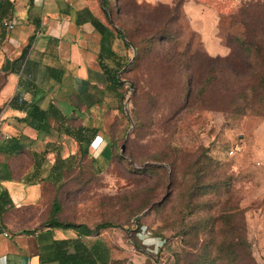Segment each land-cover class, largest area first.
<instances>
[{"label": "rangeland", "instance_id": "rangeland-1", "mask_svg": "<svg viewBox=\"0 0 264 264\" xmlns=\"http://www.w3.org/2000/svg\"><path fill=\"white\" fill-rule=\"evenodd\" d=\"M106 3L112 27L136 41L147 37L140 22L171 20V35L164 41L158 35L156 46L140 43L150 48L140 60L125 39L117 40L121 62H131L121 74L123 99L98 86L82 101L72 97L77 112L67 106V125L98 130L89 155L79 157L63 132L47 138L43 176L57 156L77 153L74 168L61 183H45L50 198L9 217L44 222L58 199L62 222L113 226L93 236L108 244L112 264H264V100L241 112V86L224 71L229 38H244L243 20L264 26L263 8L247 13L264 0L212 1L210 37L191 21L184 0ZM208 76L215 81L207 84ZM11 162L20 163V178L31 169V154Z\"/></svg>", "mask_w": 264, "mask_h": 264}, {"label": "crops", "instance_id": "crops-1", "mask_svg": "<svg viewBox=\"0 0 264 264\" xmlns=\"http://www.w3.org/2000/svg\"><path fill=\"white\" fill-rule=\"evenodd\" d=\"M7 1L11 8L3 17L0 13V120L2 135H8L10 139H1L0 146L17 139L23 149L16 156L0 152V192L5 190L12 202L0 214V261L2 264H58L52 262L49 253L53 242L73 243L91 238L94 243L101 239L83 238L73 230L46 228L44 224L48 220L27 221L9 217L10 213L33 208L50 198L51 194H44L43 187L48 181L53 183L50 176L57 160L48 175L43 176L52 143L47 138L63 132L53 118L49 133L35 130L22 121L27 113L11 108L10 103L18 94L28 102H40L41 109L50 110L55 118L51 108L54 105L68 120L71 111L77 112L76 105L71 103L72 97H80L82 101L86 92L92 95L94 87L107 86L106 76L99 65L102 34L98 24L108 28L112 38L116 32L109 24L102 0ZM136 1L152 6H172L176 0ZM212 1L215 0H184L183 3L191 21L198 24L197 29L208 36L217 19V12L209 5ZM6 24L13 25V28ZM117 40L113 45L115 52ZM67 106L72 110L67 111ZM71 140L73 150L75 148L79 155L78 143ZM38 147H42L41 152L37 151ZM26 153L31 154V169L24 170L19 178L21 165L19 162L15 165L11 160ZM77 153L70 157L76 156L77 160ZM56 158L60 159L59 156ZM5 232H9L12 238H5L2 235ZM110 259L112 263L111 250Z\"/></svg>", "mask_w": 264, "mask_h": 264}, {"label": "trees", "instance_id": "trees-1", "mask_svg": "<svg viewBox=\"0 0 264 264\" xmlns=\"http://www.w3.org/2000/svg\"><path fill=\"white\" fill-rule=\"evenodd\" d=\"M102 2L109 24L111 26L115 25V22L110 16L106 0H102ZM10 6L11 4L7 0H0V13L2 17L7 14L8 10L11 8ZM247 8V13L252 11L254 13L257 8H263L264 11V4H249ZM249 15L250 14H248V16ZM243 21L245 23L244 38H237L236 40L229 38V40L231 39L229 47L232 48V54L226 59L229 63L228 69L224 70L227 76V81H230L232 78L239 87L241 86V88H239L241 92L239 93L237 91L236 93L237 99L239 97L242 100L241 105H244L241 112L246 110L255 111L252 109L255 107L254 104H256L257 101L261 103V101L264 100L261 98L262 94L260 93H264V26L258 25L262 29L261 35L258 32V26H255L254 23L248 20ZM98 25L102 34L99 65L107 79L106 88L112 90L118 97L123 99L120 89L126 81L122 80L121 74L123 68L128 66L129 63H122V57L113 50L115 39H125L128 46H132L136 49L137 56L140 60L145 58L146 53L150 51V48L148 50L146 46L150 47L152 45H157L159 42V40H157L158 35L161 37L160 41L165 40L162 37H169V35H171L172 22L171 20H166L160 25H152L149 22H140L139 28L143 30V33L147 34V37H141V40L137 41L135 38H132L131 35L129 37L128 32L126 33L122 28H114L116 35L112 38V34L109 32L108 28L101 23ZM143 42L146 45L145 48L140 46V43ZM26 54L27 50L24 52L21 59L25 60ZM109 63H113L114 66L112 67ZM207 78V84H211L215 81V78L212 76H208ZM130 87L133 88L132 85H130ZM86 96L91 97L88 92L85 93V97ZM233 104L237 105L236 100H234ZM10 107L25 111L27 117L22 121L28 123L29 126L39 132L49 133L51 131L50 120L52 118L55 119L60 125L59 129L63 130L68 137L74 139L78 143L79 157L84 158L89 155V148L97 139V129L90 127H70L66 124L67 118L61 112L57 111L54 105H52L51 108L53 113L56 114L55 118L50 114V110L41 109L40 102H28L18 94L10 103ZM262 108V106H258L257 109L260 110ZM22 149L23 147L19 144L17 139L11 140L9 143L0 146V152L7 156H16ZM74 160H76V156L70 157L66 160H57L52 168L50 180L55 184L60 183L64 173L74 168ZM11 203L8 193L5 190H2L0 192V214L6 211V205ZM60 212V202L58 199H55L51 215L48 221L45 222L44 227L73 230L83 238L92 237L101 230L113 227L110 224H100L94 229H91L85 224L62 222L58 218ZM49 253L52 255V262L58 264H112L110 250L102 240L95 241L94 243H88L84 240H78L73 243L64 241L53 242Z\"/></svg>", "mask_w": 264, "mask_h": 264}, {"label": "built area", "instance_id": "built-area-1", "mask_svg": "<svg viewBox=\"0 0 264 264\" xmlns=\"http://www.w3.org/2000/svg\"><path fill=\"white\" fill-rule=\"evenodd\" d=\"M6 26H7L8 28H10V29L13 28V25H11V24H6ZM1 123H2V120H0V133H1ZM1 139L9 140V139H10V136L0 134V140H1ZM233 153H234V152L232 151V152H231V155H232ZM2 235H3L5 238H8V239L12 238V235H11L9 232H5V233H3ZM0 264H2L1 261H0Z\"/></svg>", "mask_w": 264, "mask_h": 264}, {"label": "water", "instance_id": "water-1", "mask_svg": "<svg viewBox=\"0 0 264 264\" xmlns=\"http://www.w3.org/2000/svg\"><path fill=\"white\" fill-rule=\"evenodd\" d=\"M135 50V49H134ZM131 62L128 64V66H130ZM146 213V212H145Z\"/></svg>", "mask_w": 264, "mask_h": 264}]
</instances>
